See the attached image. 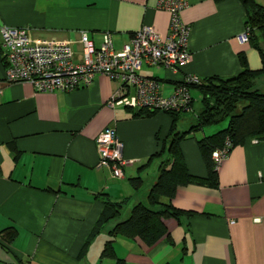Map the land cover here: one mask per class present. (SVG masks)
Segmentation results:
<instances>
[{
    "label": "crops",
    "instance_id": "crops-1",
    "mask_svg": "<svg viewBox=\"0 0 264 264\" xmlns=\"http://www.w3.org/2000/svg\"><path fill=\"white\" fill-rule=\"evenodd\" d=\"M156 1L0 0V29L26 28L33 40L67 42L79 61L82 35L95 48L108 35L115 52L142 26L165 37L169 15ZM254 1L264 8V0ZM179 18L189 31L187 63L176 72L145 65L138 71L158 81L163 98L185 76L200 82L234 77L239 54L249 70L261 69L257 51L237 40L245 30L238 0H187ZM117 90L118 82L105 75L69 92L37 93L26 83L8 84L0 47V232L15 231L11 241L0 237V264H114L100 258L108 232L133 205L158 207H150L147 194L164 142L173 123L175 132L196 124L200 95L188 90L189 110L172 122L163 112L133 117L122 104L109 106ZM106 128L122 143L127 161L119 178L98 164L95 138ZM215 130H196L178 144L187 173L202 181L207 170L196 140ZM133 178L141 181L136 189ZM100 196L119 203V215L83 248L103 208ZM158 204L189 215L163 220L169 238L150 247L117 235L112 249L125 264H264V139L246 138L232 147L216 169L214 186H180Z\"/></svg>",
    "mask_w": 264,
    "mask_h": 264
},
{
    "label": "built area",
    "instance_id": "built-area-1",
    "mask_svg": "<svg viewBox=\"0 0 264 264\" xmlns=\"http://www.w3.org/2000/svg\"><path fill=\"white\" fill-rule=\"evenodd\" d=\"M187 0H157V9L169 15L168 32L158 35L152 27L142 26L132 34L119 52L112 49L110 37L105 35L95 48L82 35L80 60L75 61L74 52L67 42L36 41L31 39L26 28L0 29L1 61L4 81L8 84L26 83L37 93L53 91L69 92L90 86L98 75H105L118 82V90L112 96L109 106L122 104L132 111L148 110L163 113H185L190 107L187 85H198L200 80L185 76L169 97L159 95V83L155 79L138 75L140 67L161 66L176 72L187 63L188 28L182 25L179 12ZM244 30L237 40L247 42ZM132 92L129 93V90ZM98 164L109 168L113 177L122 175L127 163L122 158V143L112 129H104L95 138ZM229 142L211 153L215 169L228 155Z\"/></svg>",
    "mask_w": 264,
    "mask_h": 264
},
{
    "label": "trees",
    "instance_id": "trees-1",
    "mask_svg": "<svg viewBox=\"0 0 264 264\" xmlns=\"http://www.w3.org/2000/svg\"><path fill=\"white\" fill-rule=\"evenodd\" d=\"M244 11V27L247 33V42L257 51L261 60V69L251 71L247 67L245 57L238 55L240 71L227 80L208 79L198 85H187L186 88L195 90L200 95L201 109L196 116V124L185 132H175L172 124L164 142L163 158L159 162L157 176L150 186L147 194L148 208L135 204L129 210L125 219L116 223L108 232L104 241L100 258H110L114 264H125L122 259L115 257L112 243L119 235L126 238H137L144 246L150 247L159 240H168V233L163 220L177 219L183 213L173 209L170 205H159V198L172 199L177 187L190 184L215 185L216 169L211 159V153L223 147L225 141L229 142L230 149L243 143L244 139H264V86L259 83L264 77V8L254 0H238ZM133 117H149L154 111L137 110L132 112ZM174 122L180 113H165ZM226 125L220 127V124ZM214 126V127H213ZM215 128L209 135L196 140V146L201 160L207 170V180L202 181L187 173L181 158L178 144L191 132L204 128ZM166 146V147H165ZM133 188L139 187L138 178L130 179ZM102 198V211L93 225L83 248L97 236L102 226L119 215V203L110 202L105 196ZM15 231L8 228L0 232L1 239L11 241ZM84 252V250H83ZM82 253V252H81Z\"/></svg>",
    "mask_w": 264,
    "mask_h": 264
},
{
    "label": "rangeland",
    "instance_id": "rangeland-1",
    "mask_svg": "<svg viewBox=\"0 0 264 264\" xmlns=\"http://www.w3.org/2000/svg\"><path fill=\"white\" fill-rule=\"evenodd\" d=\"M259 83V87H261V85H264V79H262V81H260V82H258ZM194 100H196V97H195V99ZM198 105V102H197V100L195 101V106H197ZM187 116H189V115H187ZM191 117V116H190ZM226 125V122L224 121L223 123H221L220 124V127H223V126H225ZM214 127V126H213Z\"/></svg>",
    "mask_w": 264,
    "mask_h": 264
}]
</instances>
